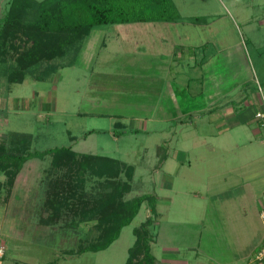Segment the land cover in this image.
I'll list each match as a JSON object with an SVG mask.
<instances>
[{
	"label": "rangeland",
	"instance_id": "obj_1",
	"mask_svg": "<svg viewBox=\"0 0 264 264\" xmlns=\"http://www.w3.org/2000/svg\"><path fill=\"white\" fill-rule=\"evenodd\" d=\"M172 1L180 15L175 24L95 27L82 43L75 64L61 68L49 79L35 81L29 75L21 84H8L0 77V136L8 132L31 135L32 153L64 147L78 155L107 156L132 165L135 172L129 183L131 190L124 199L142 195L155 198L156 223L150 231L155 236L162 235L151 246L157 259L162 244L169 243L163 235L179 232L193 234L195 238H174L178 241L198 240L200 264H256L254 256L264 237L259 217L264 209V140L261 147L257 142L244 147L245 141L233 134L236 142L228 137L224 143L214 139L200 143L202 139L197 135L208 138L217 134L210 118L203 116L215 110V106L176 118L178 110L174 109L173 98L177 96L178 106L184 111V106L192 101L194 88L198 96L193 102L204 105V87L219 86L227 89L223 98L231 96L238 106L243 88L247 87L249 93L260 84L264 89V0ZM8 4L9 0H0V16ZM194 18L201 21L194 23ZM160 37L168 41H160ZM180 42L198 60L195 70H183L189 77H198L189 88L184 87V98L176 92L177 85L170 78L176 74L172 71L174 54L169 50ZM239 47L244 59L239 55ZM162 50L166 59L160 55ZM67 58L55 62L65 63ZM201 61H210L206 70ZM246 78V86L237 89V79ZM160 105L161 110L157 109ZM117 122L120 127L113 126ZM258 124L264 136V129ZM187 151L197 158L191 157L190 166L184 164L178 170L176 165L181 158L173 155ZM44 154L32 161L42 165L39 189L29 194L39 207L38 213L49 197L68 195L75 180V166L55 169L51 155ZM165 159L168 165L162 168ZM123 180L120 175L113 182ZM54 181L57 183L52 189ZM102 182L86 174L83 188L76 190L71 201L72 208L79 210L81 203L92 207ZM4 195L0 191V200ZM38 213L34 212V223L43 217ZM72 214L71 209L62 210L50 226L60 230L55 231V241L63 239L69 249H76L81 241L95 239L99 230L95 221L72 226ZM149 215V206L144 202L107 250L60 259L57 264H124L135 238L133 228ZM1 239L8 248L15 246L14 241ZM36 255L42 263L44 253ZM48 255L45 262L62 254Z\"/></svg>",
	"mask_w": 264,
	"mask_h": 264
},
{
	"label": "trees",
	"instance_id": "obj_2",
	"mask_svg": "<svg viewBox=\"0 0 264 264\" xmlns=\"http://www.w3.org/2000/svg\"><path fill=\"white\" fill-rule=\"evenodd\" d=\"M179 19L172 0H9L6 11L0 16V77L8 84H21L29 75H33L35 81L49 79L61 68L75 64L82 43L95 27L172 23ZM191 21L197 23L201 19ZM65 56L69 57L65 63L55 62ZM31 144L32 136L26 133L8 132L0 136V174L5 178L2 186L6 189L7 198L23 164L44 153L50 154L51 166L55 169H73L75 166V180L69 187L68 195L61 194L45 200L41 214L46 216L41 215L43 217L36 223L51 225L62 210L69 209L73 213L72 226L95 221L99 235L91 241H81L68 254L95 253L108 248L119 237L121 230L132 222L142 203L146 202L150 215L133 228L135 238L127 250L124 264H155L151 253L155 235L150 231L156 223L155 198L142 195L124 199L131 190L129 183L134 175L132 165L107 156L78 155L71 148L64 147L32 153ZM86 174L103 181L100 195L93 202L90 200L94 204L92 207L81 203L80 209L76 210L72 208L71 201L76 190L83 188ZM120 175L124 176V180L113 182ZM56 183L53 182L52 189H55Z\"/></svg>",
	"mask_w": 264,
	"mask_h": 264
},
{
	"label": "crops",
	"instance_id": "obj_3",
	"mask_svg": "<svg viewBox=\"0 0 264 264\" xmlns=\"http://www.w3.org/2000/svg\"><path fill=\"white\" fill-rule=\"evenodd\" d=\"M175 23L173 22L169 24H175ZM159 40L164 42L168 41V39H163V37H160ZM171 46L172 47L170 48L169 51L174 54L172 61L173 64L172 71H174L176 77L172 76L170 78L174 79L175 85H177L176 92H178L181 95V97L184 98V96H186L187 93L186 88L184 87L189 88L191 81H197L198 77L195 74H191V76L194 75V77H189L187 76V73H183V70L184 68L187 67L190 68L192 71L195 70L198 65V60H196V54L192 55L187 50V48H184L185 45H183L181 42L176 44L175 47L174 45ZM239 52H240L239 55L242 57V59H244L245 58L244 52L240 47H239ZM160 55L161 57L166 59L164 50L160 51ZM185 55L187 59H184ZM183 61H185V65ZM204 61H201L202 62L201 65L204 64L203 68L206 70V67L209 65L210 61L203 63ZM208 76H210V74H208L207 77ZM211 78H214V76H212ZM237 80H238L237 82L235 81L237 89L246 86L245 82L247 81V78L244 81H240L241 79L240 80L237 79ZM242 83H244V85ZM212 85L214 84L212 83ZM205 88L207 90V96L205 97L206 99L205 104L201 105L196 102L195 105L193 99L197 98L198 94H196L197 89L194 88V91L191 94L192 101L190 104L184 106L185 107L184 111H181L182 109L179 108L178 106L179 102L176 99L177 96H174L173 98V102L175 104L174 109L178 110L175 117L179 118L180 116L183 115L186 116L193 114L195 112H203L208 109V106H210L211 109L214 108L215 106V110L210 111V113H206L203 116H208L210 118L212 122L211 125L214 127L215 130H217V134L214 137L211 135L208 138H206L202 134L197 135L198 139L199 138L202 139L200 143L203 142L207 143V141L213 139L215 142L217 140V142L224 143V141L227 140L228 137H232L231 135L237 134L239 139L245 141L242 146L245 147L247 144H252V142L254 143L257 142L256 144L259 147H261L263 145L264 136L261 135L260 126L258 124V121L254 117L255 112L260 108V96L256 92V89L254 90L252 88L248 93L247 87L245 89L243 88V91L241 90L242 95L239 98V104L241 103V105L236 106L231 101V96L223 98V96L228 94L227 89H221L219 86L212 87L214 89L207 86L204 87V89ZM201 89H202L201 91L203 92L204 90L202 87ZM157 109L161 110L163 108L160 105ZM116 125L120 127L121 124L117 122L113 126L116 127ZM122 127H124L123 123H122ZM232 139L234 140L233 137ZM189 152L190 151H187L186 154H183L181 152H176L173 155V156L179 155V157L181 158L180 159L181 163L179 162L180 164L176 165V168L178 170L181 167H183L184 164L190 166L191 161L189 159L191 157L197 158L196 156H194L192 153L190 154ZM212 152H214V150ZM33 159H29L23 164L21 170L16 176V179L8 195V198L6 196L5 188L2 186V183L5 178L2 174H0V189L3 187L2 188L3 190L0 191H3V193L5 194L4 198L0 200V207H1L0 208V248L3 249V255L0 257V264H57L60 259L65 261L71 259L72 257L82 255L80 254V255L72 256L68 254L69 251H73L75 249H69L70 247L69 246L67 247V245H65V240L63 239L62 241L58 240L61 243L54 240V238H56V236L58 235L57 234L58 232L55 231L57 230L60 231L59 229L55 230V227L53 226L34 223V212L38 213L39 207L36 208L37 205L36 201L32 200L29 194L39 189V184H40L39 174L42 165L40 166V164L39 165L35 164L37 160H34V162H32ZM166 159L163 161V164L161 166L162 168L168 165V161H166ZM41 211H42V207H41ZM38 214L46 216V214H41V212ZM61 230L63 231L64 229L61 228ZM174 233H175L174 235L167 233L163 235V237L168 239L169 243L165 242V244H162L161 246L162 250L159 254V259H157L153 255V252L151 250V253L155 258V264H200V258L197 254L198 240L193 239L195 238V236L193 234H180L179 232H174ZM60 235L61 237L67 236L65 234H60ZM189 235L190 236L192 235L191 237H193L192 238L193 240L189 239V240L178 241L177 239H174L179 236L184 237ZM119 237L116 240H118ZM161 237L162 235L159 234L156 235L154 241L151 243V246L152 244L156 243L158 240L160 241ZM171 237L172 239L170 240L169 238ZM1 238L9 239V241H14L15 246H11L12 248L10 247L8 248L7 246H5L7 242L2 240ZM70 241L73 242V239ZM108 248H106L105 250H107ZM181 251L183 252L180 253ZM55 252L62 255H60L55 260L45 262V256H49L48 254H52L53 257V253ZM6 253L8 254V256H6ZM36 253H42V254L44 253L45 256H44V261L42 263H40L37 260ZM29 254H34V255H29ZM186 254H190V257L185 256ZM201 257L204 258V256ZM203 264H210V263L203 262ZM231 264L233 263L231 262Z\"/></svg>",
	"mask_w": 264,
	"mask_h": 264
},
{
	"label": "built area",
	"instance_id": "obj_4",
	"mask_svg": "<svg viewBox=\"0 0 264 264\" xmlns=\"http://www.w3.org/2000/svg\"><path fill=\"white\" fill-rule=\"evenodd\" d=\"M256 92L260 96V108L255 112L254 117L260 123L261 127H263L264 129V93L262 86L260 84L256 85ZM259 216H260L261 224L264 228V209H262ZM2 255H3V249L0 248V257ZM254 262L256 264H264V237L261 245L259 246V248L255 253Z\"/></svg>",
	"mask_w": 264,
	"mask_h": 264
},
{
	"label": "bare ground",
	"instance_id": "obj_5",
	"mask_svg": "<svg viewBox=\"0 0 264 264\" xmlns=\"http://www.w3.org/2000/svg\"><path fill=\"white\" fill-rule=\"evenodd\" d=\"M17 227V226H16Z\"/></svg>",
	"mask_w": 264,
	"mask_h": 264
}]
</instances>
